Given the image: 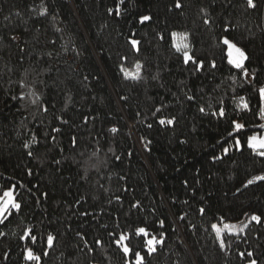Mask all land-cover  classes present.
<instances>
[{"label": "trees", "instance_id": "obj_1", "mask_svg": "<svg viewBox=\"0 0 264 264\" xmlns=\"http://www.w3.org/2000/svg\"><path fill=\"white\" fill-rule=\"evenodd\" d=\"M176 3L0 0V264H264V0Z\"/></svg>", "mask_w": 264, "mask_h": 264}, {"label": "snow or ice", "instance_id": "obj_2", "mask_svg": "<svg viewBox=\"0 0 264 264\" xmlns=\"http://www.w3.org/2000/svg\"><path fill=\"white\" fill-rule=\"evenodd\" d=\"M121 2H123V0H121ZM247 3L251 7H255L256 6L255 3H254V0H247ZM176 7H181V5L179 3V0H177ZM141 19H142V21H147V20H150L151 17H149V16H143ZM205 22L207 23L208 21H205ZM223 42L226 45H229V47H230V51H229V56L231 57L230 62L232 64H234L237 68L242 69L243 74L246 77L249 76L248 69L244 66V62L249 59L248 56L246 55L245 51L243 49L239 48L235 43H233L232 41H230L229 39H227V37H225V39H224ZM131 44L134 45V46L135 45H138L139 44V41L132 40L131 41ZM177 47H178L179 50H184L188 46L186 44H184V45H177ZM184 55L187 58V60H192L193 63L197 67H201L203 65V61H195L193 59V57L188 54L187 51L184 52ZM213 67H215V64L214 63H213ZM139 68H140V65L138 64L137 65V69H138L137 73L131 74V77L133 79H139ZM259 92H260V98L261 99H264V88L259 89ZM241 102H242V105H243L244 108H247L248 107L247 102L243 98H241ZM201 111H203V109H201ZM260 114H261V118H264V111H261ZM220 115L221 116L224 115V111H223L222 108L220 110ZM160 122L161 123H164L165 121L164 120H161ZM168 123H172V121L169 120ZM232 124L234 125V128H235V130L237 132H240L241 130H243L245 128V125L244 124L239 123V122H236V121H233ZM112 131L115 132L116 129L113 128ZM236 143L239 144L240 143L239 140H237ZM249 143L251 144V146L254 149H257L258 150L259 155L264 156V150H261V149H264V138H258L256 136H252V137L249 138ZM227 151H228V149H225V152H227ZM29 154H31V153H29ZM254 179L255 180H264V176H258V177H255ZM253 182H254V180H248L247 183L248 184H252ZM5 197L7 199H4ZM0 201H2V203H0V217H3L4 214L9 211V206H11L12 208H17V209L20 208V204H18V203H16L14 201V199H13V193H12L11 190L5 191L4 194H3V197H0ZM200 211L203 212L204 209H200ZM251 219L253 221L259 222L261 220V217L260 216H257V215H252ZM162 223H163V221H161V224ZM216 230H217V233L219 234L220 233V229L217 228ZM242 230L243 229H241V231ZM137 231L139 233H143L144 235H147L148 234L147 233V230L145 228H143V227L137 229ZM32 238L34 239V237H32ZM53 239L54 238L52 236H49L48 237V243L50 245L52 244ZM125 239H127V237L124 236V235H121L120 239L117 240V243H121ZM97 243H100V242L97 241ZM160 243H163V241L157 239V237H155V236H153L151 239H149L147 241L148 253L151 254L152 252H155L156 251V245L157 244H160ZM221 244L223 245V240H221ZM123 250H124V252H132V250L128 246H126V245L124 246ZM132 255H134L136 257V264H143L144 257L139 252H132ZM241 255H243V253H241ZM248 255L251 256L252 254L251 253H248ZM28 259H30V260H32V259H40V257L34 255L33 250L32 249H29L28 250ZM250 264H257V261L256 260H251Z\"/></svg>", "mask_w": 264, "mask_h": 264}, {"label": "rangeland", "instance_id": "obj_3", "mask_svg": "<svg viewBox=\"0 0 264 264\" xmlns=\"http://www.w3.org/2000/svg\"><path fill=\"white\" fill-rule=\"evenodd\" d=\"M175 44L176 46L177 45H184V40L179 37L178 35L175 36ZM229 51H230V47L228 45V54H229ZM231 57L229 56V61H230ZM264 88V87H262ZM262 111H264V99H262ZM240 123V122H239ZM258 138H264V134L261 135V136H256ZM248 144L251 146V144L249 143V140H248ZM238 147H241V143L238 144ZM252 147V146H251ZM264 150V149H262ZM12 191V190H11ZM13 193V191H12ZM0 197H3V195H0ZM4 199H7L6 197ZM13 199L14 201L16 202L15 198H14V195H13ZM0 203H2V201H0ZM17 203V202H16ZM11 206H9V209H10ZM9 212V211H8ZM6 212L4 214V216L8 213ZM3 216V217H4ZM3 217H0V220L3 218ZM247 224V221H241V222H237V223H225V224H222V225H216L215 229L219 228L220 229V233L218 235H221L222 232L224 231H227V232H237L241 229L244 228V226ZM217 231V230H216Z\"/></svg>", "mask_w": 264, "mask_h": 264}]
</instances>
